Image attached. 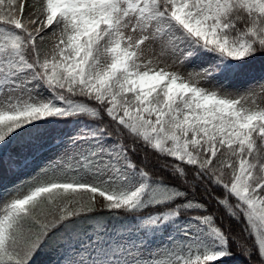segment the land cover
I'll list each match as a JSON object with an SVG mask.
<instances>
[{
  "label": "snow or ice",
  "instance_id": "snow-or-ice-1",
  "mask_svg": "<svg viewBox=\"0 0 264 264\" xmlns=\"http://www.w3.org/2000/svg\"><path fill=\"white\" fill-rule=\"evenodd\" d=\"M16 2L0 10V264L53 243L52 264H264V0Z\"/></svg>",
  "mask_w": 264,
  "mask_h": 264
},
{
  "label": "rangeland",
  "instance_id": "rangeland-1",
  "mask_svg": "<svg viewBox=\"0 0 264 264\" xmlns=\"http://www.w3.org/2000/svg\"><path fill=\"white\" fill-rule=\"evenodd\" d=\"M20 0H17L16 2V7L18 8ZM33 3V0H26V6H25V15H27V13L29 11H31V8L29 7L31 4ZM9 8V4H8V0H4V2L2 4H0V10L7 12ZM260 81V77L259 75H257L256 80L255 81H251V82H245L241 85H239L238 87L243 89H247L250 84H258ZM258 103L261 104V106H264V99H259ZM62 151V149L59 148H55L53 147L52 149H46L45 152L41 155L40 159L36 162L35 165H33L32 167H30L29 169H27L26 171H24L20 177H18L17 179H27L30 176H34L39 170L40 167L45 164L46 162H48L49 160H51L53 157L57 156L60 152ZM97 199H101L99 197H97ZM50 218V217H49ZM164 243V241H159L157 243H155L154 245H152V247H157L160 244ZM58 249L56 247V249L54 248L52 251H49L46 256H41L40 257V262L41 264H52V262L56 259L59 258L58 255ZM231 264H239L238 261H234Z\"/></svg>",
  "mask_w": 264,
  "mask_h": 264
},
{
  "label": "trees",
  "instance_id": "trees-1",
  "mask_svg": "<svg viewBox=\"0 0 264 264\" xmlns=\"http://www.w3.org/2000/svg\"><path fill=\"white\" fill-rule=\"evenodd\" d=\"M104 215H107V213H104ZM243 224V221L241 220V225H236L235 221H233V230L236 231L239 227H241ZM90 231V226H85V228L79 233V235L77 237H75L73 239V243L76 245L77 248H79V246L81 244H85L87 243V241H89L92 237L88 236L86 233ZM159 241H163L161 240H156L153 242L152 245H154L155 243L159 242ZM54 247H58L59 249H63L64 245L60 244V243H53L49 246V250L42 256H46V254L52 250V248ZM233 251L235 252V248L233 247ZM58 255L60 256V252H58ZM233 260L238 261L239 264H245V258L240 256V255H236L234 256L231 261L230 264L233 262Z\"/></svg>",
  "mask_w": 264,
  "mask_h": 264
}]
</instances>
